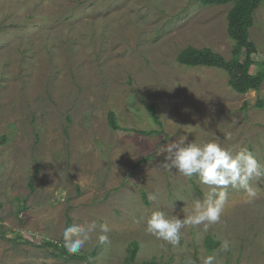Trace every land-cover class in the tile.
I'll use <instances>...</instances> for the list:
<instances>
[{
	"label": "rangeland",
	"instance_id": "1",
	"mask_svg": "<svg viewBox=\"0 0 264 264\" xmlns=\"http://www.w3.org/2000/svg\"><path fill=\"white\" fill-rule=\"evenodd\" d=\"M230 8L192 0H0V264H86L47 246L64 247L62 233L72 225L95 226L76 254L91 264H127L132 243L136 263L202 264L213 255L217 264H264V178L250 181L254 198L229 186L219 221L185 225L176 246L146 231L153 212L183 219L209 191L196 175L162 166L168 143L187 137L233 154L246 148L264 166V82L240 95L222 70L177 61L187 47L230 59ZM249 39L261 62L264 1ZM148 106L162 134L108 127L113 112L122 129L158 130ZM102 224L110 229L104 244Z\"/></svg>",
	"mask_w": 264,
	"mask_h": 264
},
{
	"label": "clouds",
	"instance_id": "2",
	"mask_svg": "<svg viewBox=\"0 0 264 264\" xmlns=\"http://www.w3.org/2000/svg\"><path fill=\"white\" fill-rule=\"evenodd\" d=\"M161 153H165L162 166L175 168L179 174L191 178L196 175L200 183L207 185L209 191L203 200H197L190 215L183 219L177 216L168 217L161 211L153 212L146 220V231L158 239L176 246L180 241V229L185 225H200L204 222L219 221L227 202V189H243L250 198L256 196V190L250 185L255 178H264V166H261L253 154L246 148L233 154L232 150L221 147L215 142L197 145L187 142V137L180 141H172L165 145ZM155 200V196H149ZM183 212V209H182ZM94 225H72L65 227L62 233L63 246L67 253L75 255L90 240ZM101 234L98 239L101 244L108 242L106 233L110 230L107 224L100 226ZM221 247L227 251L230 247L228 240L222 241ZM188 264H193L189 259ZM202 264H217L216 257L209 255Z\"/></svg>",
	"mask_w": 264,
	"mask_h": 264
},
{
	"label": "trees",
	"instance_id": "3",
	"mask_svg": "<svg viewBox=\"0 0 264 264\" xmlns=\"http://www.w3.org/2000/svg\"><path fill=\"white\" fill-rule=\"evenodd\" d=\"M198 2L202 6H218L230 5L231 8L227 15V32L229 38L233 42L231 58L226 60L221 55L214 53L210 49H194L187 47L182 50L177 57L179 64L186 67L206 66L217 68L225 72L228 76V84L233 91L240 95H246L249 92L258 91L264 82V60L257 62L254 60L256 55V46L249 39V29L253 23V13L264 0H192ZM257 65L259 68L255 73L251 70ZM148 113L152 121L159 128L152 131H137L122 129L117 124L116 117L113 112L108 113V127L113 130H125L138 133L144 136L159 135L163 133L162 124L155 113L153 106L147 107ZM143 199L146 202V196L143 193ZM206 245L209 250L215 247V243L208 237ZM47 246L58 251L61 257L66 256L71 260L83 261L91 264L88 257L81 255H70L64 247L58 246L56 243H47ZM137 244L132 243L129 248V257L127 264H159L154 260L142 263H136L135 257L137 252Z\"/></svg>",
	"mask_w": 264,
	"mask_h": 264
}]
</instances>
